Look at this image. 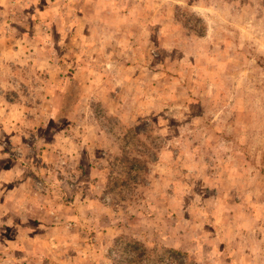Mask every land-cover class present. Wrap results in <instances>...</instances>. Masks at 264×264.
I'll return each instance as SVG.
<instances>
[{
  "label": "rangeland",
  "instance_id": "rangeland-1",
  "mask_svg": "<svg viewBox=\"0 0 264 264\" xmlns=\"http://www.w3.org/2000/svg\"><path fill=\"white\" fill-rule=\"evenodd\" d=\"M130 262L264 264V0H0V264Z\"/></svg>",
  "mask_w": 264,
  "mask_h": 264
},
{
  "label": "trees",
  "instance_id": "trees-1",
  "mask_svg": "<svg viewBox=\"0 0 264 264\" xmlns=\"http://www.w3.org/2000/svg\"><path fill=\"white\" fill-rule=\"evenodd\" d=\"M130 132L133 134V132H134V130H130ZM128 162H130L131 163V166H133V164H140V161H138V160H135V159H130V160H128ZM142 162V161H141ZM129 245V244H128ZM133 262H130V263H128V264H132Z\"/></svg>",
  "mask_w": 264,
  "mask_h": 264
}]
</instances>
